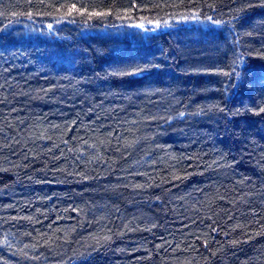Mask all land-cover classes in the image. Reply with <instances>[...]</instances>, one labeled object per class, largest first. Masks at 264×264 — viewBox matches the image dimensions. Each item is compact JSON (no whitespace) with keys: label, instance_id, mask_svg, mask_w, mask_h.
I'll use <instances>...</instances> for the list:
<instances>
[{"label":"trees","instance_id":"1","mask_svg":"<svg viewBox=\"0 0 264 264\" xmlns=\"http://www.w3.org/2000/svg\"><path fill=\"white\" fill-rule=\"evenodd\" d=\"M261 109L264 0H0V264H264Z\"/></svg>","mask_w":264,"mask_h":264},{"label":"snow or ice","instance_id":"2","mask_svg":"<svg viewBox=\"0 0 264 264\" xmlns=\"http://www.w3.org/2000/svg\"><path fill=\"white\" fill-rule=\"evenodd\" d=\"M73 7H75V6L73 5ZM48 27L51 28L52 25H49ZM137 27L144 28V25H137ZM261 111H264V109H261Z\"/></svg>","mask_w":264,"mask_h":264}]
</instances>
